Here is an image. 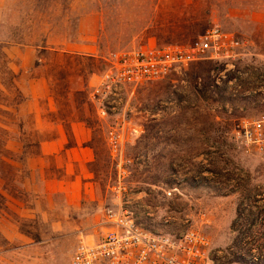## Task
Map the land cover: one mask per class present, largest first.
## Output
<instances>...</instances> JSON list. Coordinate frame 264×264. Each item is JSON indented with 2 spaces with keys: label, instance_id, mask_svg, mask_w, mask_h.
<instances>
[{
  "label": "rangeland",
  "instance_id": "374dc122",
  "mask_svg": "<svg viewBox=\"0 0 264 264\" xmlns=\"http://www.w3.org/2000/svg\"><path fill=\"white\" fill-rule=\"evenodd\" d=\"M213 25L245 42L243 58L225 80L224 66L201 61L128 92L138 134L124 157L138 161L119 193L106 145L113 121L90 102L105 60L188 45ZM262 87L264 0H0V264H70L80 238L100 239L121 203L147 229L191 228L225 253L237 213L264 211L249 204L264 193V163L227 142L237 120L263 112ZM75 122L91 130L93 161L71 167L64 152L41 153L59 127L73 146Z\"/></svg>",
  "mask_w": 264,
  "mask_h": 264
},
{
  "label": "built area",
  "instance_id": "2783aa9c",
  "mask_svg": "<svg viewBox=\"0 0 264 264\" xmlns=\"http://www.w3.org/2000/svg\"><path fill=\"white\" fill-rule=\"evenodd\" d=\"M245 49V42L213 25L188 45L147 44L108 56L98 82L90 90V102L100 120L113 121L106 133V145L116 169L119 193L125 189L122 181L130 174L128 167L138 161L124 157L128 137L138 134L135 128H130L127 118L128 92L131 90L132 95L134 89L146 83L162 81L171 73L201 61L224 66L219 77L225 80V73L235 71ZM235 75L245 74L237 72ZM236 76L227 83L236 84ZM216 84L220 85L219 78ZM261 92L260 103L264 104V87ZM227 142L264 163V110L255 117L237 120ZM170 196L168 192L167 197ZM250 200L253 209L264 208V193L251 196ZM124 205L126 203H121L117 210L106 212L100 239L80 238L70 264H264L262 210L251 211L252 206H249V211L237 213L230 230L232 240L225 254L214 250L204 234L191 228H181L175 233L147 229ZM172 221L168 218L163 223L169 225Z\"/></svg>",
  "mask_w": 264,
  "mask_h": 264
},
{
  "label": "crops",
  "instance_id": "0c3cea01",
  "mask_svg": "<svg viewBox=\"0 0 264 264\" xmlns=\"http://www.w3.org/2000/svg\"><path fill=\"white\" fill-rule=\"evenodd\" d=\"M21 61L24 62L23 57H21ZM37 83L39 84V87H41V91L46 94L44 82L38 81ZM29 94H31L30 97L34 98L37 96H41L40 94H36V92L32 90V86ZM70 132L74 140L73 146L69 147L68 149L65 148L64 139H66V135L64 131L59 127V132L55 141L43 144L40 147L41 153L43 155H57L60 152H64L65 166L71 167H74L75 165H86L87 163L93 161V151L88 144L91 140V130L86 127L84 123L75 122L71 123Z\"/></svg>",
  "mask_w": 264,
  "mask_h": 264
}]
</instances>
